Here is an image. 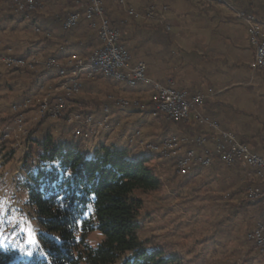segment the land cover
Returning <instances> with one entry per match:
<instances>
[{"label": "trees", "instance_id": "1", "mask_svg": "<svg viewBox=\"0 0 264 264\" xmlns=\"http://www.w3.org/2000/svg\"><path fill=\"white\" fill-rule=\"evenodd\" d=\"M76 1L72 0L73 10ZM229 1L234 5L239 4V10L254 15L264 28V0ZM58 2L60 0L53 4ZM107 8L106 5L105 14L111 26L120 31V42L125 47L136 39H140L142 46L149 42L156 43L154 38L158 34H167L162 25L146 27L137 24L132 17L121 20L108 13ZM63 9L64 6L60 7V4L56 10L55 7H44L43 4L29 14L28 24L40 29L41 34L37 38L42 40L41 48L45 57L64 60L71 54H78L86 59L100 47L97 32L90 28L84 17L73 28L64 29L63 20L73 10ZM61 49L67 55H57ZM139 49L140 47L128 49L130 58ZM13 55L26 58L30 55V49ZM138 63L143 62L137 57L131 65ZM27 73L34 82L38 72ZM49 73L51 72L47 74ZM90 83L93 82H82L81 93L70 100L74 106L84 102L83 95L87 93L86 87ZM5 86L9 87L6 82ZM206 104L204 101L203 114L210 115L221 126L222 121L205 110ZM147 106L155 111L151 102ZM225 109L224 114L227 112ZM132 110L145 112L140 108ZM165 121L183 130L180 132L183 136L207 133L206 128L196 126L193 122ZM68 130L63 120L52 121L49 116H44L28 128L24 138L26 150L21 166L24 176L19 187L21 192H26L27 204L34 209L37 224L43 231L38 234V241L45 255L44 258L34 259L26 264H181L177 255L166 256V249L161 246L147 248V242L139 238L143 209V201L139 196L156 192L162 183L160 177L149 167L150 159L143 156L130 160L127 151L113 146H100L91 157H87L82 142L66 136ZM234 133L237 140L255 151V147L250 145L253 137ZM212 161L218 162L215 157ZM164 163L175 173V161ZM232 168L231 170H235L240 166L235 164ZM252 175L254 178L247 182V187L262 185L253 172ZM193 178L192 174L188 177V184L194 181ZM232 186L225 185L223 190ZM235 193L227 195L234 199ZM253 204L260 205L258 202L243 200L238 206L223 210L220 215L222 221L215 223L213 221L216 218H212V225L207 229L212 231L206 233L205 239L213 245L222 244V239L231 235L229 223L239 216L241 210ZM259 215L261 220V211ZM94 231L101 233L104 239L92 248L86 244L85 239ZM13 260L14 254L11 251L0 248V264H23L14 263Z\"/></svg>", "mask_w": 264, "mask_h": 264}, {"label": "rangeland", "instance_id": "2", "mask_svg": "<svg viewBox=\"0 0 264 264\" xmlns=\"http://www.w3.org/2000/svg\"><path fill=\"white\" fill-rule=\"evenodd\" d=\"M39 2L44 4V7H55V10L59 8V4L60 7L64 6L63 10L72 11L74 8L72 0H60V3L55 5L44 0ZM107 7L108 13L115 14L121 20L129 19L122 9L113 5ZM0 21V53L10 49L13 54H20L29 48L30 53L39 51L45 55L41 48L42 40L33 36L28 22L14 12L11 0H0ZM0 71L3 73L0 83V94H3L0 96V248L14 254V263L26 264L45 256L38 241V234L43 231L37 224L34 209L27 204L26 192H21L19 187L20 180L24 176L21 172L26 150L23 142L28 128L34 124L32 118L35 117V112L32 116H26L25 134L10 132L5 139L2 137L4 129L13 125L14 115L11 105L21 100L22 92H25L24 90L33 81L26 71L12 72L3 68H0ZM262 71L264 69L255 73ZM5 82L10 86V90L5 86ZM107 85L109 86L106 84V87ZM101 90L99 95H83L87 100L81 103L83 112L96 113L95 109L97 110L102 99L107 100L108 96H112H106V93L114 92L113 88L106 90L102 87ZM114 96L128 100L137 99L143 103L149 101L147 97L136 98L134 94L124 96L114 94ZM114 96L112 97L115 98ZM51 120L57 121L53 118ZM139 120L137 118L133 122H124L123 128L138 126ZM118 129H122V126ZM66 134L70 138V133L66 132ZM145 134L144 131L148 141H137L135 142L137 145L156 142V139H149ZM83 146L84 153L89 154L87 157H91L94 150L101 145L91 136L89 142ZM141 149L142 147L136 146V151L130 150L129 153L140 155ZM217 163L215 161L210 168L192 172L194 181L188 184V177L191 174L181 178L164 161L153 156L149 167L160 177L162 183L156 192L139 196L143 201L139 238L147 242V248L161 246L166 249V256L177 255L181 264H191L188 263L191 260H196L192 264H264V254H260L247 238L248 233L260 220L259 211L262 213V209L259 204L241 210L239 216L229 223L231 235L222 239V244L213 245L205 239L206 233L212 231V229L207 230L212 225L210 222L212 218H216L213 221L215 223L222 221L220 215L223 214V210L238 206L241 201L247 200L246 184L254 178L252 172L246 168L231 170L232 166L225 167ZM239 173H243V177L239 176ZM229 184L233 186L223 190L224 186ZM231 193H235L234 199L227 195ZM103 239L101 233L94 231L86 237L85 242L95 248ZM33 240L34 244L31 243Z\"/></svg>", "mask_w": 264, "mask_h": 264}, {"label": "built area", "instance_id": "3", "mask_svg": "<svg viewBox=\"0 0 264 264\" xmlns=\"http://www.w3.org/2000/svg\"><path fill=\"white\" fill-rule=\"evenodd\" d=\"M45 1L52 4L56 2V0ZM215 1L229 8L235 18L244 24L248 44L253 50L250 70L252 72L263 70L262 25L256 21L254 15L239 10L229 0ZM11 5L14 12L27 22H29V14L43 6L37 0H11ZM106 5L116 6L135 19L140 16L129 6V0H77L75 9L63 20V28H73L84 17L90 28L97 32L100 47L92 51L86 59L78 54H71L64 60H57L45 57L43 52L39 51L30 53L26 58L14 56L10 49L0 53V68L14 72H38L39 75L33 82V87L40 94L27 96L11 105L14 115L13 125L4 129L2 139H5L10 132H17L18 135L25 134L26 112L33 110L34 122L44 116L63 120L69 129L70 138L86 145L91 139L88 133H94L92 137L95 139L99 132L106 129L108 116L96 117L93 111L83 112L81 104L74 106L71 103L70 100L81 93L83 78L87 81H95L101 77L122 83L131 89L142 84L147 85L150 89L149 101L153 104L156 113L162 115L167 121L193 122L196 126L206 128L207 133L193 138L169 134L162 137L159 143L150 142L145 145L135 143V146L142 147L141 150L154 154L162 161H175V174L181 178L197 169L210 168L214 157L222 166L231 167L238 164L252 171L262 185L248 187L245 196L251 203H260L262 218L248 233L247 238L260 254H264V158L250 146L240 143L234 132L221 129L215 120L203 114L204 95L190 96L186 91H177L168 85L149 79L144 63L131 65L129 52L120 42L119 30L111 26L105 14ZM152 14V8H150L146 17L150 18ZM28 27L33 36L37 37L41 34L38 27L30 24ZM48 72L52 74L51 80L41 77ZM2 77L3 73L0 71V83ZM111 107L127 111L141 109L144 104L137 99L128 100L108 96L104 112L108 113ZM140 133L139 129L135 130L132 141L138 138ZM197 149L201 150L202 154H197Z\"/></svg>", "mask_w": 264, "mask_h": 264}, {"label": "crops", "instance_id": "4", "mask_svg": "<svg viewBox=\"0 0 264 264\" xmlns=\"http://www.w3.org/2000/svg\"><path fill=\"white\" fill-rule=\"evenodd\" d=\"M129 6L140 15L134 18L137 24L146 27L162 25L167 32L165 35L158 34L154 38L156 43L149 42L142 46L140 39H136L127 44L128 52V49L140 47L138 52L132 54L131 63L135 62L137 57L141 58L149 79L177 91H186L190 96L204 95L207 102L205 110L222 121L221 129L253 137L250 145L264 158V71L255 73L250 70L253 50L248 44L244 24L235 18L229 8L215 0H129ZM235 6L238 8L239 4L236 3ZM150 8L153 14L148 18L146 14ZM57 55L67 53L61 49ZM41 77L51 79L52 74H44ZM82 82L87 80L83 78ZM106 84L109 86L106 87ZM102 87L106 90L113 88V94L108 92L106 96L134 94L136 98L148 99L150 96L147 85L142 84L131 89L122 83L103 78H97L94 83H90L86 87V94L99 95ZM24 91L21 99L40 95L33 84ZM86 101L84 98V102ZM149 102L143 103L144 107L141 109L145 112L138 113L132 109L122 111L111 107L109 112L105 113L106 99H102L97 110L95 109L96 113H93L101 118L107 115L108 121L105 124L106 129L99 132L97 138L92 137L93 140L98 141L101 146H113L127 151L130 160L145 156L150 159L149 165L154 154L143 150H139L140 155L129 153L130 150L136 151L135 142L148 141L144 131L147 138L156 139L157 143L164 135H180V132H183L179 127L167 124L162 115L152 111L151 107L147 106ZM33 112L29 110L26 116L34 115ZM137 118L140 119V123L137 122L139 127L123 128L124 122H133ZM121 126L122 129H118ZM138 129L140 136L132 141L134 132ZM86 131L88 133V130ZM88 134L94 136V133ZM196 153L202 154V151L197 149ZM239 174L241 177L244 175Z\"/></svg>", "mask_w": 264, "mask_h": 264}, {"label": "snow or ice", "instance_id": "5", "mask_svg": "<svg viewBox=\"0 0 264 264\" xmlns=\"http://www.w3.org/2000/svg\"><path fill=\"white\" fill-rule=\"evenodd\" d=\"M31 243H33V244H34V243H35V241H34V240H33V241H31ZM29 254H30V253H29Z\"/></svg>", "mask_w": 264, "mask_h": 264}]
</instances>
